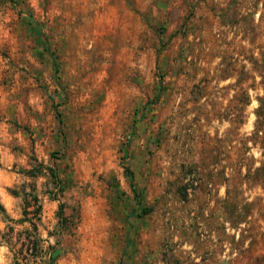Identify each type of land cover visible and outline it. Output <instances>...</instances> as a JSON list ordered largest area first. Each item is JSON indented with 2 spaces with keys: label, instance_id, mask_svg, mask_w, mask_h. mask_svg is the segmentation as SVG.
<instances>
[{
  "label": "rangeland",
  "instance_id": "374dc122",
  "mask_svg": "<svg viewBox=\"0 0 264 264\" xmlns=\"http://www.w3.org/2000/svg\"><path fill=\"white\" fill-rule=\"evenodd\" d=\"M0 264H264V0H0Z\"/></svg>",
  "mask_w": 264,
  "mask_h": 264
},
{
  "label": "trees",
  "instance_id": "16d2710c",
  "mask_svg": "<svg viewBox=\"0 0 264 264\" xmlns=\"http://www.w3.org/2000/svg\"><path fill=\"white\" fill-rule=\"evenodd\" d=\"M54 177H55V176H54ZM29 199H30L32 202H34V204L36 203V202H35V201H36V198H35L34 195H32ZM25 203L28 204L29 202H26V200H25ZM38 209H39V205L36 203V204H35V210L38 211ZM32 227H33V229L35 230V226H34V224H32Z\"/></svg>",
  "mask_w": 264,
  "mask_h": 264
}]
</instances>
